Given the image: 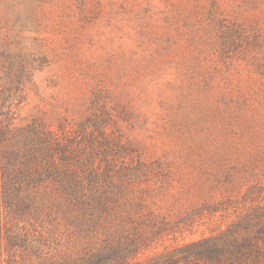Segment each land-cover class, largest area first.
<instances>
[{
    "label": "rangeland",
    "instance_id": "rangeland-1",
    "mask_svg": "<svg viewBox=\"0 0 264 264\" xmlns=\"http://www.w3.org/2000/svg\"><path fill=\"white\" fill-rule=\"evenodd\" d=\"M1 86L16 124L83 123L125 145L116 168L140 164L120 204L147 241L128 264L264 224V0H0ZM83 245L55 230L58 253Z\"/></svg>",
    "mask_w": 264,
    "mask_h": 264
},
{
    "label": "trees",
    "instance_id": "trees-1",
    "mask_svg": "<svg viewBox=\"0 0 264 264\" xmlns=\"http://www.w3.org/2000/svg\"><path fill=\"white\" fill-rule=\"evenodd\" d=\"M3 95L1 86L0 264H128L147 241L133 224L125 228L132 221L120 204L128 191L124 177L140 164L116 168L125 145L102 138L95 147L83 123L67 131L61 122L50 129L37 118L16 124ZM61 223L81 233L80 255L52 247ZM260 225L252 235L218 243L183 264H264Z\"/></svg>",
    "mask_w": 264,
    "mask_h": 264
}]
</instances>
